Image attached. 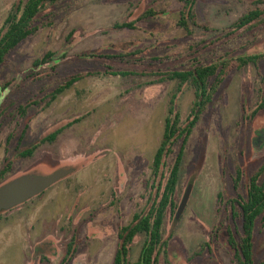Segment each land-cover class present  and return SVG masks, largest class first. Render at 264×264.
I'll return each mask as SVG.
<instances>
[{"label": "rangeland", "instance_id": "1", "mask_svg": "<svg viewBox=\"0 0 264 264\" xmlns=\"http://www.w3.org/2000/svg\"><path fill=\"white\" fill-rule=\"evenodd\" d=\"M18 1L0 0V29ZM254 1L197 0V25L191 32L177 25L178 0H61L48 6L43 15L50 26L25 40L0 67V87L5 88L0 98V165L12 163L9 180L76 170L0 213V264H113L120 229L147 206L152 190L147 184L154 182L153 161L178 86L176 81L158 83L156 72L189 68L195 58L209 62L230 48L237 56L264 54V23L245 49L233 44L236 35L224 37ZM150 8L159 15L140 19ZM135 20L136 29L115 27ZM48 52H56L57 59L34 66ZM119 54L127 56L112 57ZM94 72L100 73L76 82L48 104L50 94L69 77ZM194 100L193 87L183 85L176 102L183 120ZM27 104L22 117L19 108ZM261 104L264 61L259 67L234 69L194 129L174 196L177 207L167 211L171 264H237L221 222L230 224L223 209L235 196L238 168L247 178L264 163ZM72 122L55 142L41 145L30 157L19 155ZM191 181L188 206L175 223ZM46 239L53 240L56 253L41 261L35 247ZM144 241V235L134 239L132 261L139 259ZM254 252L256 263L264 262L263 222L255 231ZM165 259L161 264H168Z\"/></svg>", "mask_w": 264, "mask_h": 264}, {"label": "trees", "instance_id": "2", "mask_svg": "<svg viewBox=\"0 0 264 264\" xmlns=\"http://www.w3.org/2000/svg\"><path fill=\"white\" fill-rule=\"evenodd\" d=\"M61 0H19L11 8L5 24L0 29V67L6 64L11 53L25 40L37 34L40 30L50 26L43 15L49 5H56ZM182 6L179 12L177 25L186 31H192L197 25L196 4L197 0H178ZM254 7L239 17L226 31L227 35H236L233 44L239 45V49H245L254 44L257 39V28L264 23V0H255ZM154 8L147 9L140 19L158 16ZM115 27L124 29H136L137 20L118 23ZM238 37L241 40L238 41ZM192 47V46H191ZM235 48L228 51H220L209 62L200 61L195 58L189 68L170 69L164 72H156L160 78L158 83L176 81L178 86L176 93L170 101L168 114L165 119V128L160 146L158 147L153 161L154 182L147 184L152 188L147 206L134 214L133 220L124 225L119 231V241L113 264H161L164 256L166 263L171 264L167 256L168 236H166V217L169 208L174 211L176 203L174 196L180 182L182 164L185 158L189 139L202 119L203 115L214 103L215 98L222 90L223 84L234 69H243L253 64L259 67L264 61V54L232 55ZM142 52V51H140ZM93 56L95 54H92ZM127 54L112 56L124 58ZM57 59L56 52H48L43 58L34 62L39 67ZM160 60L161 58H155ZM94 73H79L72 75L69 79L58 86L49 96L50 104L55 101L66 90L70 89L76 82ZM110 73V72H109ZM115 75L143 74L130 71H114ZM189 83L195 93V100L189 117L183 120L181 112L177 109V93L183 85ZM4 87H0V98ZM30 104L20 106V115L25 117ZM264 107V104H261ZM256 113L253 112L252 115ZM80 121V120H77ZM75 122V121H74ZM74 122L62 126L39 140L36 144L22 150L19 155L30 157L35 151L47 142H55L63 131ZM11 162L8 166L0 165V186L9 180ZM234 178L235 196L225 201L227 220L230 224L222 221L221 226L226 227L228 241L235 253L237 264H264L256 263L254 252L255 231L259 222L264 224V163L253 174L245 177L241 168H238ZM190 183H193L192 181ZM221 202L223 193L218 194ZM222 209L218 208V212ZM228 222V221H227ZM144 235L139 259L134 262L131 258V249L134 239ZM204 244L202 248H205ZM73 242L69 245L72 252Z\"/></svg>", "mask_w": 264, "mask_h": 264}, {"label": "water", "instance_id": "3", "mask_svg": "<svg viewBox=\"0 0 264 264\" xmlns=\"http://www.w3.org/2000/svg\"><path fill=\"white\" fill-rule=\"evenodd\" d=\"M75 170L74 167H70L61 168L47 175L27 173L5 182L0 186V211L12 209L38 196L63 178L72 174ZM192 189L193 183H189L176 212L175 223L184 214L191 197Z\"/></svg>", "mask_w": 264, "mask_h": 264}, {"label": "flooded vegetation", "instance_id": "4", "mask_svg": "<svg viewBox=\"0 0 264 264\" xmlns=\"http://www.w3.org/2000/svg\"><path fill=\"white\" fill-rule=\"evenodd\" d=\"M1 212H4V211H0V213ZM53 245H54V242L51 239L43 240V241H41L40 243H38L36 245V247H35V249H36V255L39 256V258H40L41 261H49L50 255L56 253L55 248H54Z\"/></svg>", "mask_w": 264, "mask_h": 264}]
</instances>
